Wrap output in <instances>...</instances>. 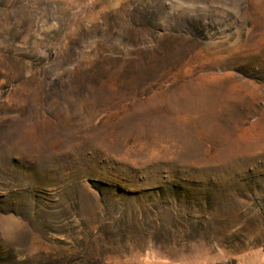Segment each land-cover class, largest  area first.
<instances>
[{
  "label": "rangeland",
  "instance_id": "rangeland-1",
  "mask_svg": "<svg viewBox=\"0 0 264 264\" xmlns=\"http://www.w3.org/2000/svg\"><path fill=\"white\" fill-rule=\"evenodd\" d=\"M0 264H264V0H0Z\"/></svg>",
  "mask_w": 264,
  "mask_h": 264
}]
</instances>
